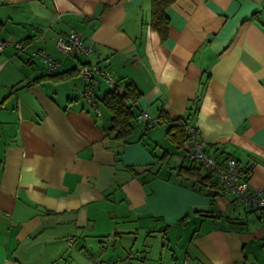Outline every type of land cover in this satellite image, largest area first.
<instances>
[{"label": "crops", "instance_id": "obj_1", "mask_svg": "<svg viewBox=\"0 0 264 264\" xmlns=\"http://www.w3.org/2000/svg\"><path fill=\"white\" fill-rule=\"evenodd\" d=\"M166 15L161 40L151 0H0V264H146L156 239L151 264H264V214L203 169V183L178 176L190 163L169 126L139 119H186L264 191V0H176ZM70 30L94 45L88 59L55 48ZM31 50L59 73L91 61L119 93L132 83L127 144L108 133L104 81L97 116L79 74L31 83L46 73Z\"/></svg>", "mask_w": 264, "mask_h": 264}, {"label": "built area", "instance_id": "obj_2", "mask_svg": "<svg viewBox=\"0 0 264 264\" xmlns=\"http://www.w3.org/2000/svg\"><path fill=\"white\" fill-rule=\"evenodd\" d=\"M44 33L39 35V39H43ZM55 48L66 55H74L84 59H88L94 45L88 42L85 37L76 30H70L63 37H58L55 40ZM9 45L6 42H0V52ZM18 50H23L22 44H17ZM31 58L37 57L46 67L47 73L58 71L59 64L48 57L43 51L31 50ZM79 75L86 80V85L83 90V98L90 108L95 111L97 116H100L98 106L96 88L99 81H104L109 88L116 86L113 77L102 67L97 64L87 61L80 69ZM194 103L197 99L193 100ZM139 119L147 128L156 125L157 120L146 112H142ZM185 159L203 170L211 173L217 178L220 190L224 195H234L239 202L249 207L259 214H264V191L252 190L249 187L248 175L243 172L235 159L227 158L223 162L217 161L211 156L206 148L205 143L199 137V131L194 125L186 126V140L183 144ZM71 245V243H69Z\"/></svg>", "mask_w": 264, "mask_h": 264}, {"label": "trees", "instance_id": "obj_3", "mask_svg": "<svg viewBox=\"0 0 264 264\" xmlns=\"http://www.w3.org/2000/svg\"><path fill=\"white\" fill-rule=\"evenodd\" d=\"M175 1L176 0H151V24L152 28L158 33L161 40H165L167 38L169 20L166 12L169 6ZM85 64L86 63L81 64L78 67L63 73H59L58 71L54 73H47L45 67V75L32 80L31 83H41L45 81L57 83L66 81L79 74L80 69ZM115 84L116 86L114 88H110V90L104 93L101 103L111 114V127L109 128L108 133L111 134L114 139L121 141L122 144H127L128 137L131 135L133 130L132 121L134 117L131 110L141 98V93L132 83H127L125 85V91L123 93H119L118 83L115 82ZM98 99L99 98L97 96V100ZM195 99H197V102H191V111H195L197 109L196 107L201 99V96H198ZM155 119L157 120L155 126H169L167 130V137L169 141L176 147V149L181 150L186 140V126L189 125V123L186 122V119H169L167 115L164 114L163 110L158 112ZM201 170L202 168L199 166H195L194 164L190 163L188 168H179L178 176L185 177L186 179H196V182L203 183L206 177H201L199 175ZM210 175L212 174L208 173V176Z\"/></svg>", "mask_w": 264, "mask_h": 264}, {"label": "rangeland", "instance_id": "obj_4", "mask_svg": "<svg viewBox=\"0 0 264 264\" xmlns=\"http://www.w3.org/2000/svg\"><path fill=\"white\" fill-rule=\"evenodd\" d=\"M156 247H157V239H156V242L154 244L153 249H151V251L148 253V255H145V263L146 264H151V263H153L155 261L153 259L155 258V254L158 251V249ZM155 263H156V261H155Z\"/></svg>", "mask_w": 264, "mask_h": 264}]
</instances>
